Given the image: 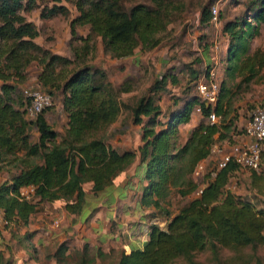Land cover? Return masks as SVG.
<instances>
[{"label":"trees","instance_id":"1","mask_svg":"<svg viewBox=\"0 0 264 264\" xmlns=\"http://www.w3.org/2000/svg\"><path fill=\"white\" fill-rule=\"evenodd\" d=\"M122 1L131 0L71 1L77 16L69 23L70 40L81 45L71 49L72 63L77 60L79 66L65 74L63 69L71 61L37 45L35 26L21 15L35 7V0H0V171L2 167L14 169L0 184V210L7 227L26 226L39 203H60L66 214L79 215L87 194L100 196L138 156L144 165L141 180L145 183L138 207L162 215L165 226L150 225L142 247L121 253L115 264H198L195 255L205 250L216 261L222 250L239 254L247 249L252 255L264 250V208L226 189L239 168L232 163L219 170L211 168L196 196L198 185L192 178L193 170L208 157L213 144L232 143L236 118L231 117V88L239 89L255 77L264 81V48L247 54L246 45L264 24V0L251 1L246 18L224 23L226 67L216 104L206 108L196 97H189L165 123L159 121L157 104L167 85H178L175 75L169 71L163 74L148 87L146 95L126 106L118 98L131 87L123 83L114 88L103 71L78 62V58L92 55L98 43L104 55L116 60L132 56L136 49L152 50L159 45V34L165 31L172 14L180 11L168 0H147L150 6L136 4L127 10L122 9ZM63 11L54 5L42 11L40 18ZM209 21V7H201L199 24L206 26ZM84 26L88 34L77 36L75 28ZM32 64L39 67L35 79L42 91L51 98L54 91L61 95L66 119L62 133L46 122L48 109L33 121L26 119V101L16 94V85L25 82L26 69ZM236 78L237 83L230 88L228 81ZM191 81H196L195 74ZM195 107L200 108L201 121L180 144L179 126L190 121ZM121 109L127 110L130 122L140 127L141 145L135 151L118 152L101 136ZM210 113L219 118L218 124L205 122ZM31 126L37 134L35 143L28 134ZM249 172L264 179L262 171ZM27 187L33 188L36 202L19 199V191ZM173 192L187 202L172 216L167 208ZM57 253L62 254V250ZM0 264L7 263L0 258Z\"/></svg>","mask_w":264,"mask_h":264},{"label":"rangeland","instance_id":"2","mask_svg":"<svg viewBox=\"0 0 264 264\" xmlns=\"http://www.w3.org/2000/svg\"><path fill=\"white\" fill-rule=\"evenodd\" d=\"M71 1L72 0H56V2H41L39 0H35V7L32 10L21 13L27 22H30L35 26L38 32V37L34 42L37 45L50 51L52 54L59 55L71 61V64L63 69L65 74L75 71L77 66H79L77 60L72 63L74 57L73 54H71V49L78 48L81 45L79 41L70 40L69 23L75 16H77V12L75 11ZM168 1H171L175 6L179 7L180 11L172 14L165 31L159 34L160 43L156 48L144 52H141L138 49L134 51L135 54H140L142 57L144 55L155 54L154 64H148V67H145L143 64L144 60H138V70L133 69L132 67L127 68L125 66V69L127 68V72H130L128 76L124 78L122 84L124 83V85L128 87L132 86L133 89L131 90L134 92V96H132V99L128 98L122 102L120 100L119 102L129 106L130 103L133 104L138 98L146 95L148 87L154 83L153 75L155 73V65L158 64V60L163 59V63L159 64L160 71L158 73L163 75L169 71L178 79V85L175 87L167 85V87L159 95V103L161 104L160 108L163 109L162 115L159 117V121L162 123H165L168 120L170 113L179 109L187 98L192 96L196 97L195 84L205 69V66L201 61V55H203L204 58L207 57L210 59L212 57L211 47L213 44L218 45L217 56L219 63L217 67V77L219 81L221 79L223 80L227 53V36H224L222 32L224 23L232 21L234 18H246V7L253 0ZM120 4L122 5L123 10H127L129 7L136 4L150 6V3L147 0L122 1ZM54 5L62 7L64 11L54 17L40 18V13L42 11L45 13V9H49ZM201 7H215V9H217L219 14V24L216 27L210 24L206 26L199 24ZM250 23L253 26L252 21H250ZM75 32L77 36L84 37L88 34V28L86 26L76 27ZM246 45L247 54H251L256 49L264 48V24H260L258 26L256 35L252 38H248ZM78 53L81 55L80 51H78ZM81 61H83L84 65L90 68L101 70L100 66L105 65L106 60L101 54V46L99 43L96 45V49L92 55L88 53L84 56V58H78V62ZM199 61H201V63H199ZM38 72L39 67H36L35 64H32L26 69L25 82L16 85V94L19 97H22V91L26 88H37L43 92L36 83L35 78ZM109 72L113 78L112 86L116 88L115 84L117 83L118 75H116L117 79H114L115 74L113 73L112 68L109 69ZM193 74H195L196 79L194 82L191 81V79H193ZM260 80L261 79H259V77H255L247 85H243L239 89H235L231 86L232 83H237L238 78H236L234 82L228 81V86L230 88L232 87L231 101L233 113H231V117L235 116L236 118L234 125L236 124L235 127H237L238 135H243L244 127L248 122L251 111L255 107H261V105H264V81ZM120 97L121 96H119V98ZM60 100V93L54 91L52 96V107L44 113V117L52 129L59 130L61 133L65 127L66 119L65 115L61 111ZM121 110L123 119L125 118L127 121V119H129V112L125 109ZM27 121L33 120L27 119ZM198 123H196V126ZM127 126L129 125L126 123V127ZM117 127L118 126L106 128L101 134L103 139L109 141L115 140V131ZM133 128L135 129V127ZM183 129L185 128H182V132L185 131ZM28 134L30 136V141L35 143L37 140V134L34 127L31 126L28 129ZM179 140L181 141V137L178 138V143H180ZM207 168H211V165ZM1 169L3 170L0 171V184L9 179L8 172H14V169L10 168L5 169L2 167ZM232 183V181L228 182V189L226 188L228 191L230 190ZM197 185H201V180L197 181ZM168 202L169 206L167 211L170 215H174L178 212L180 207L186 204L187 199H179L173 192L170 195ZM149 216H153V218L157 220L156 222L158 225L164 221V217L157 212H151ZM164 226L165 225L163 223L160 227L164 228ZM238 253L239 254H234L232 252L222 250L218 253V260L216 261L210 254V251L205 250L196 254L195 260L198 264H264L263 249H258L254 255H252L251 251L247 249Z\"/></svg>","mask_w":264,"mask_h":264},{"label":"crops","instance_id":"3","mask_svg":"<svg viewBox=\"0 0 264 264\" xmlns=\"http://www.w3.org/2000/svg\"><path fill=\"white\" fill-rule=\"evenodd\" d=\"M101 54L106 64L101 65L100 69L111 85L113 78L109 69L112 68L114 79H117L118 75L116 88L128 76L130 71L127 72V68L138 70V60H144V66L148 67V64H154L155 56L149 54L142 57L134 53L128 58L116 60L104 55L102 50ZM201 58L202 64L206 67L209 58H204L203 55ZM157 62L153 82L162 76L158 72L163 59ZM131 89L132 86L129 92L120 95L119 102L132 99L134 92ZM157 105L161 107L159 102ZM160 111L162 115L163 109L160 108ZM121 114L122 112L109 127L118 126L115 140L104 141L118 152L135 151L141 145L140 127L133 126L130 118L126 121ZM200 121V115L192 112L190 121L179 126L181 144ZM126 123L129 125L128 128ZM182 128H185L184 132L181 131ZM53 130L60 133L59 130ZM241 138L242 135L237 134L235 127L230 144L237 143ZM230 144L224 141L213 145L226 151ZM216 157L217 155L208 156L203 163L206 167L212 166ZM260 168L264 173V155ZM143 170L144 165L139 162L137 156L131 166L100 196L93 197L90 193L87 194L85 207L79 215L66 214L60 203H39L34 213L29 216L26 226L18 228L9 226L0 231L1 260L7 264H115L121 253L140 249L146 240L148 227L153 224L161 226L165 223L163 221L158 225L157 220L149 216L152 210L138 207L140 190L145 184L141 180ZM229 181L233 182L230 193L247 199L257 208L264 207V179L253 177L249 171L239 169ZM86 189H89V185ZM58 250H62V254L57 253Z\"/></svg>","mask_w":264,"mask_h":264},{"label":"built area","instance_id":"4","mask_svg":"<svg viewBox=\"0 0 264 264\" xmlns=\"http://www.w3.org/2000/svg\"><path fill=\"white\" fill-rule=\"evenodd\" d=\"M210 25L216 27L219 24V14L215 7L209 8ZM212 57L209 59L208 66L198 78L195 85V95L199 104L207 107H213L219 95V83L217 77L218 45L213 44L211 47ZM22 97L25 99V116L27 119L34 120L41 112L51 108L52 98L49 94L41 92L37 88H26L22 91ZM193 113L200 115V108L195 107ZM208 125L218 124L219 118L210 113L205 120ZM217 155L211 168L217 170L224 168L227 164L232 163L239 169L259 173L261 171V156L264 155V106L255 107L248 118L240 141L228 145L226 151L212 145L209 149V155ZM201 161L197 164L192 173V178L198 185L195 193L198 195L203 187V177L211 169ZM19 199L26 202H36L34 190L27 187L19 191ZM8 226L0 210V231Z\"/></svg>","mask_w":264,"mask_h":264}]
</instances>
